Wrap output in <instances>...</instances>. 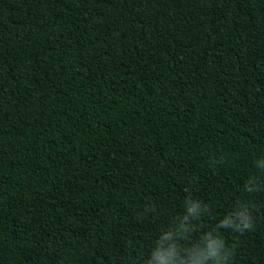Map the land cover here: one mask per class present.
Returning <instances> with one entry per match:
<instances>
[{
  "label": "trees",
  "instance_id": "trees-1",
  "mask_svg": "<svg viewBox=\"0 0 264 264\" xmlns=\"http://www.w3.org/2000/svg\"><path fill=\"white\" fill-rule=\"evenodd\" d=\"M261 166L264 0H0V264H264Z\"/></svg>",
  "mask_w": 264,
  "mask_h": 264
},
{
  "label": "clouds",
  "instance_id": "clouds-1",
  "mask_svg": "<svg viewBox=\"0 0 264 264\" xmlns=\"http://www.w3.org/2000/svg\"><path fill=\"white\" fill-rule=\"evenodd\" d=\"M260 168L264 169V166ZM250 183V182H249ZM256 189L248 188L249 192H253ZM187 211L189 213L193 212V208H188ZM222 226H226L223 225ZM252 227L250 216L247 214V210L241 212V223L239 225H235L234 228L237 231H244L245 229H250ZM224 247L222 240L210 241L208 244V248L206 250L205 259L208 257L215 258L216 264H222L221 257H220V249ZM181 251L178 244L175 243L170 246L168 249H163L157 246L155 251L151 253V260H148L147 264H152V260H158L159 264H178L176 260L177 254ZM179 264H185L183 260L179 261ZM202 264V262H201Z\"/></svg>",
  "mask_w": 264,
  "mask_h": 264
}]
</instances>
